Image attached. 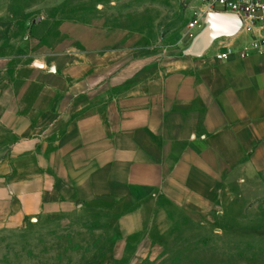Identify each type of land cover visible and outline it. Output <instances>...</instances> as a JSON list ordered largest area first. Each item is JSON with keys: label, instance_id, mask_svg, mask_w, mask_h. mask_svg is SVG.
<instances>
[{"label": "crops", "instance_id": "crops-1", "mask_svg": "<svg viewBox=\"0 0 264 264\" xmlns=\"http://www.w3.org/2000/svg\"><path fill=\"white\" fill-rule=\"evenodd\" d=\"M52 3L40 19L0 0V220L107 206L121 222L149 198L264 191V57L216 61L219 39L192 55L204 25L172 46L136 7Z\"/></svg>", "mask_w": 264, "mask_h": 264}, {"label": "rangeland", "instance_id": "rangeland-1", "mask_svg": "<svg viewBox=\"0 0 264 264\" xmlns=\"http://www.w3.org/2000/svg\"><path fill=\"white\" fill-rule=\"evenodd\" d=\"M54 1L61 0H30V6L44 19ZM62 1L64 16L88 6L136 7L172 46L186 36V47L195 35L187 23L199 0ZM235 184L212 192L202 205L146 199L136 220L118 222L107 206L52 209L19 223L0 220V264H264V191Z\"/></svg>", "mask_w": 264, "mask_h": 264}, {"label": "built area", "instance_id": "built-area-1", "mask_svg": "<svg viewBox=\"0 0 264 264\" xmlns=\"http://www.w3.org/2000/svg\"><path fill=\"white\" fill-rule=\"evenodd\" d=\"M207 13L234 14L242 24L238 35L244 40L237 42L236 39L228 44L225 40L216 41V47L223 48L214 55L216 61L243 59L251 55L264 57V0H199L193 17L187 23V30L200 29Z\"/></svg>", "mask_w": 264, "mask_h": 264}, {"label": "water", "instance_id": "water-1", "mask_svg": "<svg viewBox=\"0 0 264 264\" xmlns=\"http://www.w3.org/2000/svg\"><path fill=\"white\" fill-rule=\"evenodd\" d=\"M240 19L230 13H207L204 17V27L193 39L187 53L200 55L214 41L220 38H230L241 30Z\"/></svg>", "mask_w": 264, "mask_h": 264}]
</instances>
